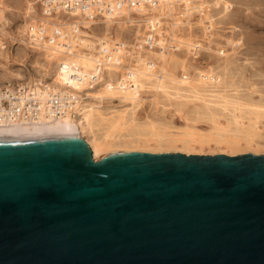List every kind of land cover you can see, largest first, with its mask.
I'll list each match as a JSON object with an SVG mask.
<instances>
[{"label":"water","instance_id":"obj_1","mask_svg":"<svg viewBox=\"0 0 264 264\" xmlns=\"http://www.w3.org/2000/svg\"><path fill=\"white\" fill-rule=\"evenodd\" d=\"M0 264H264V154L1 135Z\"/></svg>","mask_w":264,"mask_h":264},{"label":"built area","instance_id":"obj_2","mask_svg":"<svg viewBox=\"0 0 264 264\" xmlns=\"http://www.w3.org/2000/svg\"><path fill=\"white\" fill-rule=\"evenodd\" d=\"M229 4L222 0H36L14 30L0 20V48L12 42L40 49L55 60L57 71L79 86L55 76L50 81L0 86V128L39 126L49 121L46 118L74 116L76 103L89 99L87 90L107 87L143 95L148 86L141 84L166 79L160 67L164 56L182 55L192 63V69L181 72L184 77L193 72L200 78L202 71L210 69L206 77L217 82L220 76L212 64L206 69L199 65L205 57L224 59L242 44L234 27L226 31L219 27L220 16L232 9ZM110 22L123 23L138 33L127 39L98 31L97 26ZM87 63L92 66L86 68Z\"/></svg>","mask_w":264,"mask_h":264},{"label":"rangeland","instance_id":"obj_3","mask_svg":"<svg viewBox=\"0 0 264 264\" xmlns=\"http://www.w3.org/2000/svg\"><path fill=\"white\" fill-rule=\"evenodd\" d=\"M222 1L230 3L232 9L220 16L219 27L225 31L234 27L242 44L224 59L205 57L199 65L206 69L212 64L219 80L202 82L192 72L193 85H183L177 79L182 71L192 69V63L182 55L169 56L164 63L169 79L159 90L147 87L135 102L123 94L105 98L94 111L91 126L79 118L80 137L91 149L93 160L115 150L264 154V0ZM33 2L36 0H6L9 8H5L1 20L14 30ZM97 29L127 39L138 33L123 23L101 24ZM55 70V60L40 49L12 42L0 48V86L50 81ZM104 142L107 147L99 146L95 158L93 146Z\"/></svg>","mask_w":264,"mask_h":264},{"label":"bare ground","instance_id":"obj_4","mask_svg":"<svg viewBox=\"0 0 264 264\" xmlns=\"http://www.w3.org/2000/svg\"><path fill=\"white\" fill-rule=\"evenodd\" d=\"M30 6V5H28ZM6 9H8L9 7L7 6L6 0H0V20L3 18L2 13L3 11ZM171 56V55H169ZM169 56H164L163 58V62L166 63L167 62V58H169ZM49 58H51V56H48ZM177 62V61H176ZM163 63V65H161V69L165 72L166 79L164 81H159V80H155L153 82H145V84H141V86H148V87H152V89H160L161 86H163V84L165 83V81L167 79H169L168 77V72L166 70V66ZM86 68L91 67L92 64L91 63H87L85 64ZM165 68V69H164ZM55 70V77L58 81L60 82H69L74 86H79L78 82H71L65 73H60L59 70L57 71ZM185 73V72H182ZM209 74V71H202V74L200 75V78L204 76V78H201V81H208L209 77H206ZM217 76L219 75L218 73H216ZM57 75V76H56ZM198 78V77H196ZM199 78V79H200ZM177 81L182 82L183 85H187L190 86L193 85V82L190 78V76L184 77L183 75H181L180 79H177ZM202 81V82H203ZM215 82V81H212ZM191 89V88H190ZM95 90V89H93ZM192 90V89H191ZM195 90V89H194ZM193 90V91H194ZM79 91H74V94H77ZM92 90H87V96L89 97V99L87 101L82 102V100L78 101L75 105V114L74 116L70 115L71 113H68L64 116H60L58 118L55 119H51L50 118H46V120H49L47 122H44V124L39 126H27V125H17V126H12V127H8V128H0V136L1 135H16V136H24V135H38V134H52V133H57V134H64V135H76L78 137H80V124H81V120L79 118H83L84 121H86L88 126H91V117L94 113L95 110H97V108H99L101 105L99 104L100 101H103L105 98H116L119 97L120 95H122L120 92L114 91L113 89H109L107 87H102V88H98L96 89V91L93 93L95 94V96H91L92 94ZM123 97L127 100L133 101L135 102V100L140 99V95H135V93H130V92H124L123 93ZM94 102V103H93ZM90 103H93L95 105L89 106ZM91 105V104H90ZM226 135V134H225ZM218 137H221L218 135ZM223 138V137H222ZM227 138V135H226ZM107 143H100L99 145H94L93 146V155L95 158H97L98 154H99V146H103L106 145Z\"/></svg>","mask_w":264,"mask_h":264}]
</instances>
